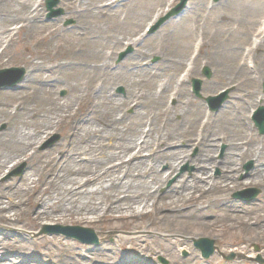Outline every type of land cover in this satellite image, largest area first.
I'll list each match as a JSON object with an SVG mask.
<instances>
[{"label":"bare ground","instance_id":"1","mask_svg":"<svg viewBox=\"0 0 264 264\" xmlns=\"http://www.w3.org/2000/svg\"><path fill=\"white\" fill-rule=\"evenodd\" d=\"M32 1L0 0V58L21 31L30 37L38 28L45 29L41 4H32ZM61 1L72 13L79 2ZM143 1L159 3L156 18L169 4L162 6L163 0ZM133 2L81 1L79 7L83 14L76 17L81 47L62 48L58 58L27 59L29 72L24 82L15 91L0 92V123L7 122V130L0 133V175L10 164L25 159L34 161L30 166L31 174L37 176V180L24 182V192L18 186L10 195L5 192L10 185H0V223H16L30 213H33L29 216L31 226H34L32 222L37 224L44 219L65 222L90 217L97 220L103 216L108 222L129 220L134 229H139L142 228L141 220L151 217L145 229L159 231L164 229L162 223L167 225L179 218L188 220L187 229L186 232L185 229L175 231L185 235L191 234L196 225L215 231L228 226L241 233H254L252 237H241L223 245L255 257L251 252L254 244L264 249V209L233 203L228 194L245 184L264 188V148L257 147L261 143L256 144L244 112L241 114L226 107L217 116H203L200 104L181 93L186 81H174L171 73L177 67L189 65L188 76L195 73L204 40L194 59L188 55L182 57L186 48H181V53L168 52L159 64L151 67L148 59L155 49L136 48L119 65L111 64L113 51L108 53L100 47L118 48L121 39L113 34V29L120 25L117 20L121 11L128 12L131 18L136 14ZM187 7L193 32L196 29L195 8L193 5ZM261 25L264 28V21ZM263 42H254L259 45L249 51L242 49L240 54L237 49H224L216 46L214 39L209 40L211 47L204 57L213 68L214 78L206 88L235 83L237 92L246 91L249 98L254 96L248 89L254 83V74L259 72L260 79L264 78V54L258 70L253 55ZM237 57L241 58L240 64H236ZM52 63H55L53 67ZM55 72H59L61 80L53 78ZM80 77L85 79L84 83L80 82ZM60 81L70 86L75 102L84 108L82 114L76 113L73 105L61 103L55 97L51 83ZM117 85L126 86L124 98L113 94ZM172 89L176 91L171 94L178 101L176 108L165 104V94ZM126 107L134 110L131 116L121 110ZM57 123L69 128L65 140L46 153L45 160L43 157L36 160L37 138H42L39 135H43L44 129H55ZM220 143L227 148L222 158L217 159ZM193 149L197 152L195 157L190 155ZM12 156L14 160L8 163ZM248 159H254L255 169L248 183H239L237 175ZM186 163L194 167L190 177L181 175L165 195L158 194L157 190ZM164 165L168 168L166 173L161 169ZM259 169L262 171L256 173ZM26 204L32 206L31 211ZM171 229L167 231H174ZM4 237L0 238V264L4 260L7 261L4 264H27L32 257L37 259L41 255L31 253L27 242L7 244ZM131 240L143 242L139 237ZM121 241L126 243L127 238ZM152 241L158 243L156 248H150L147 240L141 248H149L152 254L160 256H170L171 248L182 251L189 246L188 242L177 238L165 240L167 244L157 238ZM109 249L113 248L103 246L88 264H109ZM134 251L142 253L139 248ZM195 257L192 254L184 262L175 258L173 264H200Z\"/></svg>","mask_w":264,"mask_h":264},{"label":"rangeland","instance_id":"2","mask_svg":"<svg viewBox=\"0 0 264 264\" xmlns=\"http://www.w3.org/2000/svg\"><path fill=\"white\" fill-rule=\"evenodd\" d=\"M79 0L76 3V8L74 12H68L63 6L62 1L58 0L57 6L54 8L55 11H61V14L57 18L51 20L48 19V11L45 7V0H33L31 3L38 5L41 4L42 9V19L45 29L38 28V30L32 36H26L25 31H21L18 35L13 38L12 44L3 53L0 58V70L10 69V68H23L26 73L25 75L17 79L12 84L2 88L1 91H15L18 86L22 84L25 80L26 74L29 72L27 59L35 58H58L60 56V51L62 48L74 45L76 47H81L78 44L77 32H80V26L78 27L77 16L83 14V10L79 7ZM118 2V0H113ZM132 7L137 8V12L133 17H130L128 12L121 11L117 20L120 24L113 29V34L121 39V43L117 49L112 48V46H102L108 53L113 51L111 64L113 66L119 65L125 59L130 57L134 52V49H155L153 55L148 59L149 65L152 67L159 64L162 57L168 52L177 54L181 53V48H186L183 51V56H190L193 59V54H195V44L200 40H204L205 44L201 48V58L199 59L195 73L191 77H187L184 88L181 93L184 92L185 95L191 96L195 103L200 104V110L203 116H217L226 107L234 112H240L248 116V125L256 140L260 144L257 147L264 148V135H260L257 128L252 121L253 111H255L261 104L264 106V78L260 79L259 72L254 74L251 78L254 83L251 88L248 89L252 92L254 96L248 97L246 91L237 92V85L235 83L231 84H216L214 88L208 90L206 84L210 83L214 78L213 68L209 67L207 64V59L204 57L205 52L210 49L209 40L214 39L215 45L222 47L224 49H237L241 54V50H251L254 47V42L264 41V28L262 29V22L264 21V0H220L214 2V0H187L186 8H183L181 12L171 17L169 20L164 22L157 30L147 33V30H151L159 20L164 17L171 9L178 6L181 0H163L162 6L168 4L166 8L160 13V17L156 18V12L160 10L158 2H150L143 0H131ZM120 2V0H119ZM193 5L195 8V23L196 29L192 32V26L190 24V16L188 14V7ZM84 9V8H83ZM141 15V16H140ZM84 16V15H83ZM152 20L154 21L152 23ZM151 24H154L151 26ZM17 27V25H15ZM21 26V25H20ZM19 26V27H20ZM150 26V27H148ZM40 27H42L40 25ZM78 27V28H77ZM10 29V28H9ZM261 31V32H259ZM263 31V33H262ZM138 46V47H136ZM133 50L128 52L129 48ZM160 49H162L160 51ZM264 52V42L259 47V51L254 53L253 62L258 70V65L262 61ZM125 54L120 58L121 54ZM185 55V56H184ZM241 58H236V64H240ZM249 63V61H247ZM55 63L51 64L53 67ZM188 65H183L182 67H177L174 72L171 73L174 77V81L179 82L182 80L181 76L184 74L186 67ZM209 68L210 76L207 77L205 74V69ZM252 69H250L251 72ZM261 70V69H259ZM162 74V73H161ZM164 75H159L163 77ZM59 72H55L53 78H60ZM80 82L84 83L85 79L82 77L78 78ZM198 79L201 81V97H198L193 92L192 80ZM161 79H157L159 81ZM72 83V81H70ZM55 97L61 103H68L73 105L74 111L79 115L84 112L82 105H78L73 97L72 90L68 84L64 81L59 83H51ZM123 90V91H122ZM229 91V98L224 103L223 107L217 112H210L205 101L208 97L218 96L220 93ZM113 94L117 98H124L126 96V86L117 85L113 89ZM176 94L173 89L165 94L167 100L165 102L166 107L176 108L178 101L174 100L172 95ZM124 114L131 116L134 110L130 107L121 109ZM36 114L34 116V119ZM55 122H58L57 120ZM58 124V123H57ZM68 127L66 124H58L55 129L47 128L43 130V135H39L42 138H37L38 144L35 148V159L45 160V155L48 152H52L65 140L68 134ZM7 130V122L2 121L0 123V133ZM227 146L223 143L218 145L217 159L222 158L226 151ZM197 154L196 150L193 149L190 152L192 157ZM24 155V154H23ZM57 155V154H56ZM14 156L8 160L10 163L14 160ZM34 165V161H16L9 165L8 170L0 175V185L7 186L10 188L5 192L10 195L17 191L18 186L22 187V192H24L25 184L24 182L29 179L37 180V176L31 174L30 166ZM264 167V164H263ZM164 173L167 172L168 168L164 165L162 168ZM255 169L254 159H248L242 163L241 173L237 175L236 180L239 183H246L249 179V175ZM264 168H262L263 170ZM194 167L190 164H183L178 173L172 176L167 183L161 187L157 188L158 194L165 195L169 188L176 184V181L181 175H186L190 177L193 172ZM261 169L256 170V173H260ZM23 181V182H22ZM248 183V182H247ZM247 190H258L259 195L253 201H247L248 194H244L242 197H235L236 194L242 193ZM21 192V190H20ZM22 195V194H21ZM14 199V195L11 197ZM229 201L239 204L244 207H255L257 209H264V188L257 184L242 185L235 191L228 194ZM32 210V206H27ZM214 208V207H213ZM217 210L218 208L215 207ZM29 215V214H28ZM30 213L29 216H32ZM25 215L19 222H14L13 224L0 223V238L3 239L5 243H13L19 245L21 242H27L28 250L33 253L41 254L36 257H32L33 260H29L27 264H88L89 259L94 258L99 250L107 245L109 249L107 254L111 261L109 264H137V262L142 264H173L175 258L182 260L189 259L192 254H195L196 261L200 264H264V249H262L258 244H254L251 247V252L256 254L255 257H250V253L236 252L234 247H225L223 244L225 242H235L241 237H252L255 234H245L241 233L238 229H231L228 226L219 227L217 231L212 228H205L200 226H195L191 229V234L177 233L176 229H187L188 220L177 219L166 225L162 223L164 229L159 231L155 228H150L146 230L150 225L151 217H146L141 220L142 228L134 229L130 221L116 220L113 222H108L106 217H99V219L94 220L92 217L88 220H77L71 219L68 221L59 220H48L44 219L35 224L30 225V217ZM69 226H79L84 228L92 229L96 232L99 239V244H85L77 240L67 238L62 235L51 234L61 232V228H66ZM170 233L167 230H173ZM44 232H49L48 235H42ZM183 234V235H180ZM199 235V236H198ZM142 238V241L136 242L131 240L132 238ZM122 238H127V242H122ZM157 238L162 240L167 244V240H173V238L182 239L189 243L186 250L179 251L176 247L170 249V256H160L154 255L151 249L141 248V245L149 242L150 248H156L158 243L152 241V239ZM199 238H209L216 242V247L218 252H216L211 258L204 259L201 256L199 250L193 246L192 239ZM166 240V241H165ZM162 241L160 243H162ZM159 243V244H160ZM164 244V245H165ZM124 245V246H122ZM139 248L142 253H135L134 249ZM144 250V251H143ZM129 253V254H126ZM126 254V255H125ZM234 254L236 256L235 260L229 261L226 257ZM14 255V254H12ZM215 257V260H212ZM139 258V259H137ZM259 258L261 261H259ZM165 261V263H164ZM7 262L6 260L1 261V263Z\"/></svg>","mask_w":264,"mask_h":264},{"label":"water","instance_id":"3","mask_svg":"<svg viewBox=\"0 0 264 264\" xmlns=\"http://www.w3.org/2000/svg\"><path fill=\"white\" fill-rule=\"evenodd\" d=\"M187 0H183L182 4L177 7L169 16L163 18L157 26L154 28L153 31L159 28V26L164 23L166 20H168L171 16L176 15L178 12L181 11V9L185 6ZM219 1V0H215ZM58 0H46V6L48 11H50V15L48 16L49 19L57 17L61 14V11H55L53 10L55 6H57ZM25 71L23 69H10V70H4L0 71V79H2L5 75H15L19 74L20 78L24 75ZM206 75L209 77L210 73L209 70H206ZM5 86L4 83H1L0 81V88ZM193 88L195 94L199 97L200 96V90H201V82L199 80H193ZM227 99V93L223 94L220 98H208L207 102L210 104L212 110L216 111L221 107V105L224 103V101ZM218 101V104L215 106V102ZM258 118L259 121L257 122V126L260 130V134L264 135V109L261 108L258 111ZM261 118V120H260ZM258 195L257 191H254V195L252 198ZM49 232H44L43 234H47ZM57 234H63L67 237L78 239L82 242L89 243V244H98V238L95 232L91 229H85L81 227H66L61 228V232H58ZM195 247L200 249L202 252V255L205 259H208L210 256H212L216 250L215 248V242L209 239H200V240H194ZM230 260L233 259V256L229 258Z\"/></svg>","mask_w":264,"mask_h":264}]
</instances>
